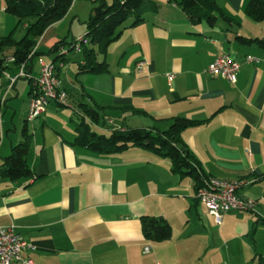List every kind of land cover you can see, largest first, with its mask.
<instances>
[{"label":"crops","instance_id":"1","mask_svg":"<svg viewBox=\"0 0 264 264\" xmlns=\"http://www.w3.org/2000/svg\"><path fill=\"white\" fill-rule=\"evenodd\" d=\"M92 1L74 0L37 43L40 53L44 41L48 48L66 42L51 62L67 53V61L56 65L68 100L63 106L50 103L31 130L23 120L22 129L26 123L31 135L26 161L33 178L0 183V227L13 226L33 247L23 253L32 264H252L257 256L264 258V226L257 224L264 219V50L236 40L264 39V23L244 13L249 0H215L234 22L219 19L214 28L192 25L174 3L153 0L157 13L119 29V39L103 57L107 73L77 74L83 57L70 58L66 44L78 39L71 34L74 23L85 25ZM67 20L69 32L61 39L55 30ZM16 25L0 0V37L12 34ZM81 33L85 26H79ZM221 54L241 63L234 84L206 72ZM246 57L252 63H245ZM33 58L24 65L31 76ZM7 65L2 77L11 86L4 107L19 80L27 81L29 103V79L11 83L10 72L19 69ZM80 104L105 117V125L96 127L101 134L127 128L165 131L176 117L206 121L182 132L185 147L207 177L243 181L238 195L254 200V210L227 213L215 225L195 197L192 178L174 174L168 158L142 148L99 155L74 145V122L84 116ZM11 107L5 112L0 106V168L22 139L10 133L16 132L17 112ZM146 216L166 219L170 239L147 240L141 226Z\"/></svg>","mask_w":264,"mask_h":264},{"label":"trees","instance_id":"2","mask_svg":"<svg viewBox=\"0 0 264 264\" xmlns=\"http://www.w3.org/2000/svg\"><path fill=\"white\" fill-rule=\"evenodd\" d=\"M73 2L74 0H3L6 12L17 19V25L12 34L0 37V77L7 70L10 59L13 66L19 69L33 56L39 54L36 49L38 41L49 27L67 15ZM92 2L95 6L85 22L86 33L82 37L88 40V45H80L78 52L83 53V61L78 64L77 74L107 73L108 64L104 60L99 61L98 57H105L110 45L119 39L121 26L128 21L131 26H135L143 22L148 14L157 13L159 10V4L153 0H111L110 4L105 0ZM168 2L174 3L192 25L204 24L214 28L219 19L228 24L234 22L215 0H168ZM244 13L253 21L264 23V0H249ZM16 30L24 32L19 40L13 37ZM236 40L241 45H256L264 50V39L236 36ZM65 43L58 42L50 53L56 54ZM75 43L76 40L66 44L69 45L70 52H77ZM66 54L60 53L52 62L57 77L60 68L56 63L60 61L62 64L67 61L64 58ZM32 91L31 89V93ZM79 108L84 116L74 122V145L99 155H112L130 148H142L154 155L168 158L174 174L192 178L195 192L208 178L193 154L185 147L181 137L184 130L200 126L206 121L176 117L165 131L127 128L109 129L107 134H101L96 127L105 125V117H101L97 110L87 108L86 105L80 104ZM21 134V141L11 146L9 155L4 158L0 168V183L33 178V171L26 161L31 148V135L26 123ZM258 223L264 226V219L258 220ZM141 226L144 237L152 242L169 240L172 234L171 225L162 217L146 216L142 218ZM252 264H264V258L257 256Z\"/></svg>","mask_w":264,"mask_h":264},{"label":"built area","instance_id":"3","mask_svg":"<svg viewBox=\"0 0 264 264\" xmlns=\"http://www.w3.org/2000/svg\"><path fill=\"white\" fill-rule=\"evenodd\" d=\"M80 45H88V40L82 37L76 40L74 47L77 52L80 50ZM244 61L252 63L253 59L246 57ZM9 62L12 60L10 59ZM24 65L19 68V77L30 79L33 90L29 100L27 122H33L41 117L50 103L62 106L67 104V93L61 89L52 63L40 62L37 79L24 70ZM240 67L241 63L233 60L228 54H221L215 57L206 72L234 84ZM171 78V76L168 77L169 80ZM243 185L244 182L241 180L228 181L208 177L197 188L195 197L203 204L214 224L220 225L227 213L254 210L256 205L254 200L242 199L238 195ZM28 250H33V247L15 233L13 226L0 227V264H32L31 259L23 257V253ZM148 251L149 247H146L145 252Z\"/></svg>","mask_w":264,"mask_h":264},{"label":"rangeland","instance_id":"4","mask_svg":"<svg viewBox=\"0 0 264 264\" xmlns=\"http://www.w3.org/2000/svg\"><path fill=\"white\" fill-rule=\"evenodd\" d=\"M80 1V0H78ZM83 2V0H82ZM111 1L108 2V4H110ZM219 21V20H218ZM219 25H221V20L219 21ZM81 22H77L74 23V27H73V31H72V35L77 39V38H81L83 33L79 34V26L80 27H84L86 28V25L81 26L80 25ZM56 34L58 36H60V38L62 39L66 34H68L69 32V20H67L66 22H62L61 24H59V26L57 27V29L55 30ZM24 32L22 30H18L17 33L14 35L16 40H19L22 36H23ZM49 38V37H48ZM59 42V41H58ZM57 42V43H58ZM54 43L50 48L48 47H44L45 46V41L42 43V47L40 53L36 56H34L33 58V74L32 77L34 79H37L39 77V71H40V62H43L44 64H51L52 59H53V55L50 53V50L53 48V46H55ZM69 43V42H68ZM45 48V49H44ZM66 48H69V45L66 46ZM65 51H67L65 49ZM60 53V52H59ZM77 53V52H76ZM74 53V52H70V58H74L75 60H78L79 58L81 59L83 57V53L82 52H78V55ZM76 54V55H75ZM99 61L103 60L102 56L98 57ZM53 64V63H52ZM74 70V69H73ZM76 73V68L74 71H72V76H74V74ZM65 76V68L63 69L62 75H61V79L63 80ZM17 78H19V73H14V72H10L9 74V81H11V83H13L12 81H15ZM25 78V77H23ZM58 78V77H57ZM28 79V78H26ZM30 81V79H29ZM17 87L14 89H11L10 94L8 96V98L6 99V105L4 107L3 103L5 100V92L7 91V89L10 88V83L8 81L5 80L4 77H0V106L4 108V111L7 112V108L6 106L11 107V104L13 103V105L15 104L14 107L11 108H16L17 112L15 115V121L14 124L16 125V132L15 134L13 133L14 131H10V133L12 134V138L19 137L21 138V131H22V126H23V120H27V104L28 103V97H27V91H28V84L26 80H19L17 83ZM32 85V84H31ZM18 92V94H17ZM11 103V104H10ZM13 110L8 111L9 113H13ZM21 119V121H20ZM36 121V120H35ZM34 122V121H33ZM32 122H28V127L29 130H31L32 128ZM11 129L13 128V126L11 125L10 127ZM20 140V139H19ZM18 140V141H19ZM17 141V142H18ZM16 142V143H17ZM15 143V144H16Z\"/></svg>","mask_w":264,"mask_h":264}]
</instances>
